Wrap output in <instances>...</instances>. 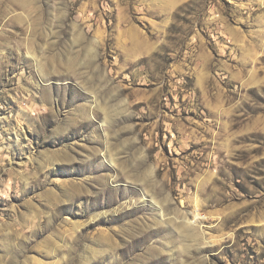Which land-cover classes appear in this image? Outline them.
Returning <instances> with one entry per match:
<instances>
[{"label":"rangeland","instance_id":"374dc122","mask_svg":"<svg viewBox=\"0 0 264 264\" xmlns=\"http://www.w3.org/2000/svg\"><path fill=\"white\" fill-rule=\"evenodd\" d=\"M0 264H264V0H0Z\"/></svg>","mask_w":264,"mask_h":264},{"label":"bare ground","instance_id":"6f19581e","mask_svg":"<svg viewBox=\"0 0 264 264\" xmlns=\"http://www.w3.org/2000/svg\"><path fill=\"white\" fill-rule=\"evenodd\" d=\"M197 214V213H196ZM199 219H201V217L199 216V215H195V220H199ZM197 222V221H196ZM195 222V223H196Z\"/></svg>","mask_w":264,"mask_h":264}]
</instances>
